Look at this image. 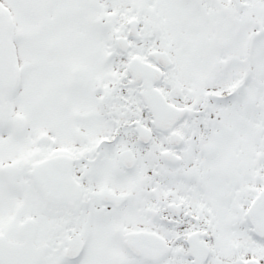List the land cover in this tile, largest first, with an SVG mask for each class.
Segmentation results:
<instances>
[{
    "label": "snow or ice",
    "instance_id": "1",
    "mask_svg": "<svg viewBox=\"0 0 264 264\" xmlns=\"http://www.w3.org/2000/svg\"><path fill=\"white\" fill-rule=\"evenodd\" d=\"M0 264H264V0H0Z\"/></svg>",
    "mask_w": 264,
    "mask_h": 264
}]
</instances>
